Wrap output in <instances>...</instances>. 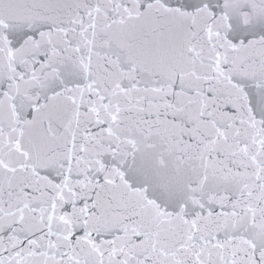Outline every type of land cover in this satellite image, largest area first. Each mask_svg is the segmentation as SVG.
Returning <instances> with one entry per match:
<instances>
[{"label":"snow or ice","instance_id":"6c2138e0","mask_svg":"<svg viewBox=\"0 0 264 264\" xmlns=\"http://www.w3.org/2000/svg\"><path fill=\"white\" fill-rule=\"evenodd\" d=\"M0 264H264V0H0Z\"/></svg>","mask_w":264,"mask_h":264}]
</instances>
